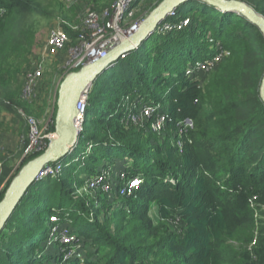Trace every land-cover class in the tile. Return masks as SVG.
Instances as JSON below:
<instances>
[{"label": "trees", "instance_id": "trees-1", "mask_svg": "<svg viewBox=\"0 0 264 264\" xmlns=\"http://www.w3.org/2000/svg\"><path fill=\"white\" fill-rule=\"evenodd\" d=\"M114 1L95 0L94 6L102 11ZM140 1L146 2L136 0L134 6ZM241 1L264 15V0ZM154 2L150 0V9ZM55 9L69 18L61 0H0V109L13 112L20 107L33 117L32 99L24 96L20 80L36 39L35 25L26 19L49 17ZM187 18L188 26L155 32L94 82L80 135L82 145L95 146L93 154L84 152L85 161L74 162L78 145L74 155L51 164L68 161L65 174L71 183L83 185L87 179L81 175L92 177L117 163L127 177L141 178L140 186L127 195L120 181L111 184L107 195L96 190L91 211L85 200L65 192L62 177L36 180L0 233V264H47L42 261L49 258L43 244L50 237L47 220L54 213L61 224L72 223L85 251L83 264H264V223L258 225V208L251 201L258 195L264 202V36L246 17L200 0L181 5L167 21L176 24ZM64 27L71 40L79 38ZM82 32L90 31L83 27ZM220 52L224 58L204 87L186 74L189 64ZM2 85L16 88L2 91ZM152 101L163 102L162 112L168 113L164 128L173 132L168 133L171 138L160 141L154 133L145 135L131 126L129 113ZM56 112L57 102L49 132L56 131ZM186 118L196 129L180 146L177 122ZM39 154L23 159L17 171L5 167L0 202L17 173ZM255 231L258 243L249 247ZM51 257L56 264L63 259L59 254Z\"/></svg>", "mask_w": 264, "mask_h": 264}, {"label": "rangeland", "instance_id": "rangeland-1", "mask_svg": "<svg viewBox=\"0 0 264 264\" xmlns=\"http://www.w3.org/2000/svg\"><path fill=\"white\" fill-rule=\"evenodd\" d=\"M162 1L163 0H155L154 4H156L157 7ZM61 2L64 4L65 11H70L68 12V17L70 18V20L69 18H66L64 15L59 13V9L53 10V15L49 17L31 15L26 19L27 24L33 23L35 25L36 39H35V45L33 46L31 51L29 65H27L26 68L24 67L23 70L24 74L20 76V80L22 82V85L24 86V83L27 79V75L30 72L31 68L34 66L35 68L41 67V76H40L41 78L40 80L37 81L36 94L35 96L28 98V99H32L31 100L32 103L30 104L32 105V109L34 110V113H32L33 117L31 118H33V120L36 121V124L33 123L32 129L30 128L28 122L29 114L23 108L19 107L17 108V110L14 109L13 112H8L4 109H0V176L5 171V167L9 169L13 168L14 170H16L18 169L23 159H25L27 156L32 154L43 153L48 148L50 141L56 137V133L51 132L52 137L48 138L49 140L47 142V145L46 142H44V138L48 132L47 130L48 122L51 121V118L54 113L55 104L58 99L60 84L65 78L62 67L65 66L66 61L70 58V49L78 46L80 44L81 39L76 38L74 40H71L64 50L60 51L58 54L54 56L46 54L44 52V46L46 44L51 29L55 25L60 23L67 26L73 33H78L80 30V34H82L83 32L81 31V29L74 27L83 24L87 14L92 10L91 6L93 5V3H88V0H61ZM141 3L142 1H140L136 5V7L134 6L135 14L133 19L132 18L130 19L131 22H135L141 19L143 21V19H145L149 15V13H151V11L153 10L149 8L150 0H146V2L143 3L142 5ZM146 3H148V6H145ZM188 20H189L188 21V25H189L190 19ZM166 23L169 22L166 21ZM157 33L162 34L166 32L164 30H161L160 32ZM109 69L106 70L101 76H99V78L95 81L96 84L99 80L105 78V76L109 72ZM215 74H216V67H213L204 70L203 72L197 70L192 74H190V76H195L197 79H199L202 83V86L204 87L207 81L210 78H212ZM2 87H3L2 91H8L10 89L14 90L16 88V85H11L9 86V88H6L3 85ZM126 100L130 101L129 98H127ZM159 103H162V105H164L163 102H159ZM145 104L142 106L140 105L132 115L133 124H131V126H134L138 131L144 132L145 135L147 133H154L160 141H163L165 137H169L171 133L173 134V132L170 129L169 131L166 130L164 128V125H162L161 129H159V126H157L158 124L156 122L158 117L152 118L150 117V113H145V109L151 110L153 109L152 105H160V104H156L154 101L150 103L147 102ZM133 106L135 107L136 104H133ZM42 110L43 112H41ZM40 112L42 113V117L37 118L38 120H36L35 117H39L37 116V114H39ZM195 129H196V123L191 121L188 122V131L187 132L184 131L182 133V136L180 135V132L177 131L179 135L177 139L178 145L179 144L182 145V143L187 141L190 135L189 131L190 130L194 131ZM33 130H36V133H33L32 132ZM172 139L174 140V137H172ZM41 143H42V147L39 149ZM98 143L101 144L100 142ZM105 143L107 144V142H103V144ZM78 145H80L78 146L79 147L78 153L76 154V156H73L72 159L74 162L76 161L84 162L87 156L84 155V152H87L88 155L93 154L95 146H92V143L89 142H87L84 145H82V143ZM96 150L97 149H95V151ZM74 151L72 153H74ZM90 159L91 158H89L88 162H91ZM67 162L65 163L67 164ZM128 162L129 165L131 166L133 163V159L129 158ZM65 163L64 164L60 163V168L62 170L54 176L58 179L62 177V180L66 185L65 192L72 193L74 199L85 200L86 207H89L91 211L94 210L96 208V203H97L96 192H93L94 191L93 189L88 188L86 183H84L83 185L78 183H71L69 177L64 172L65 169L66 170L70 169ZM63 165H66L67 167L64 168ZM72 165H74L73 162L71 166ZM119 166L117 163L107 164L105 167L102 166L103 168L100 170L101 175L103 174L106 175L110 173V177L107 179V183L110 180L119 181L118 179L121 175ZM93 176H97V175L95 174ZM87 177L89 178L90 176L88 175L86 176V174L81 175V179ZM121 179L122 181H126V178L121 177ZM108 186L109 184H107V186L100 189L103 192V195H107V193H112V189L108 188ZM122 192H123L122 194L124 195L130 194V193H124V191ZM113 198L114 195L110 197L111 200H113ZM113 205L115 206L116 204ZM252 206L254 208H258L257 219H258V225H260L261 227V221H263L264 223V202H262L260 197L257 195L256 198L255 197L252 198ZM53 215L57 218V221L53 222L50 219L51 215L49 216V219L47 220V226L49 227L50 237L43 244L44 245L43 249H45L44 253L49 258L47 259L42 258V261L45 259L44 262L47 264H56L55 259L52 258L51 255L59 254V256L62 257L63 259L60 263L57 264H72L73 260H79V262L83 264L86 260V255H85V251L81 250L82 243L79 240H76L77 238L73 240V241L76 240L75 242H73L74 243L73 245L72 244L62 245L61 242L62 238L60 237V234L64 232L66 233L72 232L73 230L72 223H70L69 221V223L61 224L58 213H54ZM152 217L156 221L157 219L156 211L153 212ZM54 233L55 235H52ZM258 236H259V231H255L254 239H256L257 242L256 243L250 242L249 240L248 241L250 244V245L248 244L249 247H252V245L258 243L259 240Z\"/></svg>", "mask_w": 264, "mask_h": 264}, {"label": "built area", "instance_id": "built-area-1", "mask_svg": "<svg viewBox=\"0 0 264 264\" xmlns=\"http://www.w3.org/2000/svg\"><path fill=\"white\" fill-rule=\"evenodd\" d=\"M136 0H115L112 5L105 7L102 9V11H97L95 9L94 4L91 6L92 10L87 14L84 22L82 25H78L74 28H79L81 31H83V27H87L89 29V34H80L79 30V38L80 44L76 46L75 48L70 49V58L66 61V64L63 69L64 77L71 73V71H76L85 66L88 63H93L103 57H105L111 49H113L116 45L120 44L124 38H129L132 34H134L140 24L142 23V19L131 22L130 19L134 17L135 12V5ZM94 6V7H93ZM177 12L174 13L171 17L176 16ZM167 21V20H166ZM166 21L158 28V32L161 30H164L165 32L174 30V29H182L183 27L188 26V19H185L181 21L180 23L172 24V23H166ZM71 41L70 35L68 31L65 29L64 25L62 23L55 25L48 36V39L46 41V44L44 46V52L48 55H56L60 51L64 50L68 43ZM225 53L220 52L214 55L213 57L207 58L205 60H199L195 63L191 64L187 68V75L190 76L195 71H201L207 70L209 68L216 67L221 60L224 58ZM128 56L127 53H124L121 55L120 59H125ZM117 63V62H116ZM116 63H114L111 67H113ZM41 76V67L35 68L32 67L30 72L27 75V79L24 83V96L28 99L36 94V85L37 81L40 80ZM93 87V86H92ZM92 87L86 91L78 105V115L75 119V126L77 127L79 131V135H81V132L84 128V123L86 121L87 112L89 109V95L90 90ZM160 105H152L151 110L145 109V113H150V117L157 118V126H159V129H161L162 125L167 123L168 113L167 110H165V113L162 112V109L164 105L162 103H156ZM146 105V104H145ZM135 112V111H134ZM133 111H131L129 114L133 118ZM192 120L190 118H186L183 121L177 122V130L180 132V135L182 136V133L185 131H188V122H191ZM28 122L30 125V128L32 129L33 123L36 124V121L31 118V116H28ZM193 122V121H192ZM33 133H36V130L32 131ZM52 137L51 132H47V135L44 138V142H46L47 145V139ZM49 140V139H48ZM37 144V143H36ZM183 144V143H182ZM181 146V144H179ZM42 147V143L39 146V149ZM62 169L60 168V164H53L49 165L46 169V171L42 174L43 177L48 175H56L58 174ZM101 171H99L96 175L92 177H87V186L90 189H93V192H96V190H100L101 188L107 186L109 184L108 188L111 189V184L114 182L113 180H110L107 183V179L110 177V173L106 175H101ZM43 177L39 178L42 179ZM121 177L126 178V181H122ZM121 184L123 185V189H121V192L124 191V193H131L132 188H137L140 186L142 180L139 177H133L129 178L126 176L125 173L121 172V175L118 179ZM118 181V182H119ZM123 193V192H122ZM256 198V196H253ZM252 201V200H251ZM50 219L55 222L57 221V218L53 215L50 216ZM52 235H55L52 234ZM60 237L62 238V245L64 244H74L76 240H79V238L73 234L72 232H64L60 234ZM75 238H77L75 241H73ZM64 239V241H63ZM66 242V243H65ZM253 242H256V239H254ZM70 245V246H72Z\"/></svg>", "mask_w": 264, "mask_h": 264}, {"label": "water", "instance_id": "water-1", "mask_svg": "<svg viewBox=\"0 0 264 264\" xmlns=\"http://www.w3.org/2000/svg\"><path fill=\"white\" fill-rule=\"evenodd\" d=\"M192 0H163L149 15L143 19L138 30L129 38H124L109 53L79 70L67 74L60 84L57 112L55 117L56 137L48 148L30 160L14 177L0 202V233L5 228L10 217L27 193L30 186L46 171L47 167L70 155L80 142V135L75 126L78 115L77 105L82 95L88 91L94 82L114 63L120 60L122 54H130L139 47L174 13L181 5ZM216 7L223 12L237 13L248 19L264 36V15L253 6L241 0H200ZM260 96L264 102V76L260 88Z\"/></svg>", "mask_w": 264, "mask_h": 264}, {"label": "crops", "instance_id": "crops-1", "mask_svg": "<svg viewBox=\"0 0 264 264\" xmlns=\"http://www.w3.org/2000/svg\"><path fill=\"white\" fill-rule=\"evenodd\" d=\"M95 0H88V3H93L94 4Z\"/></svg>", "mask_w": 264, "mask_h": 264}, {"label": "bare ground", "instance_id": "bare-ground-1", "mask_svg": "<svg viewBox=\"0 0 264 264\" xmlns=\"http://www.w3.org/2000/svg\"><path fill=\"white\" fill-rule=\"evenodd\" d=\"M117 64V63H116Z\"/></svg>", "mask_w": 264, "mask_h": 264}]
</instances>
